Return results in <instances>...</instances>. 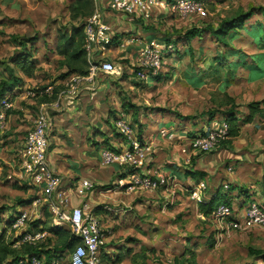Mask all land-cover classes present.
<instances>
[{
    "label": "rangeland",
    "instance_id": "374dc122",
    "mask_svg": "<svg viewBox=\"0 0 264 264\" xmlns=\"http://www.w3.org/2000/svg\"><path fill=\"white\" fill-rule=\"evenodd\" d=\"M170 1L173 0H168V2ZM202 1H204V10L201 14H193L181 18L167 7L158 5L152 9L151 16L144 19L145 22L140 21L141 18L138 17H122L111 12L109 8L104 9L102 7V11L98 8V12L104 13L103 20L101 14V23L105 22L115 35L124 32L129 33V37H133L135 35L131 33H134V31L140 29L143 31L142 33L140 32V39H135L137 42L134 45L128 47L120 46L118 49L113 48L110 51L111 53L107 52L106 54H109L108 59L113 62L116 69L120 65H124L123 62H126V72L135 69L146 71L149 69L146 65L152 57L150 59H141L140 52L137 53L138 50L136 48L139 41L143 40V37H146L148 33H153L157 39L162 38L166 34H169L172 38H177L176 32L182 35L191 28L204 29L207 25L216 28L224 22L241 17L242 14L249 12V10H254L253 12L255 13L244 22V25L249 27L254 22L264 25V11L261 14L259 13V8L264 9V0ZM97 7H99L98 0H0V59L7 62L10 67H13L11 61L20 54V51L23 52L25 48V51L33 58L35 64V70L30 78L15 71L16 76L22 79V83L7 96L10 98L11 107L6 111L3 128L0 130V234L4 231L6 239L14 236V232L8 222L12 214L22 208L26 209L29 207L32 198L37 196V191L32 186H28L22 176L18 151L21 149L26 134L32 127V121L35 118L38 107L42 103H50L56 100L57 94L64 89L65 82L68 80L65 78L66 76H63L67 71L64 64L70 59L66 58L64 61L55 51L51 52V49L55 48L56 43H58L59 47L63 46L69 37L73 36L74 29H78L79 31L81 30V34L76 37L74 35L75 50L80 48L85 50L84 26L88 19L95 14ZM132 18L137 20L134 21L135 23L129 22L131 23L129 25L126 21H131L133 20ZM14 37H16L18 44L23 45V47H17V43L13 41ZM27 38H38L37 43L32 45L31 49ZM119 40L113 39L112 45L118 43ZM189 45L194 52V62L192 63L188 56L177 59L176 54L172 53L168 57L167 53L163 51L164 48L157 49L158 53L156 54L158 57L162 53V59H159L158 72L162 75H167V78L162 83L154 85L155 87L153 88H150L145 82L140 89L135 91L134 96L130 95L131 98H129L128 102L141 110V120L144 121L146 133L148 130L153 132L151 123H168L170 121L181 124L185 128L184 131L190 133L193 129L192 121H187L189 118L197 122L196 130L198 131L200 127L205 125L210 113H213L212 118L216 120L213 122L215 124L222 122V114L231 105L236 107V112L240 115H245L247 114L246 106L249 103L264 100V80L251 82L247 71L243 68L238 69L236 80L228 88L223 87L221 82L217 81L212 74L209 79H205L204 85L198 88L186 84L183 79L186 72L192 70L198 73L208 70L207 65L210 63V58L216 52H221V49L217 48L214 38L208 35V32L204 33L202 41L193 39ZM178 46L181 53L187 49V45L184 42H179ZM231 46L235 50L240 51L241 55L247 56V61H249L251 56L264 54V51L253 45L251 39L242 30L231 41ZM95 48L97 51L104 49L103 53L105 52L103 45L100 49L96 46L93 47L94 53L96 52ZM126 48L127 51L128 49L130 50L125 55V60L122 58L124 53H120V50ZM134 51L136 53L132 54ZM106 56L100 55L99 57L105 59ZM83 58L85 59L86 57L83 55ZM82 60L81 63L80 61L77 64L73 62L69 65L72 67L77 65L80 69L87 70L88 61L85 59L86 63L84 64ZM230 60H234V58L230 57ZM8 75L9 73L5 68H0V81L3 78H7ZM101 76L108 78L107 80L116 81L115 78L108 77L105 74ZM47 87L52 88V95L50 96L42 94ZM118 90L123 91L124 95L130 92L128 85L123 83L118 85ZM30 92H37L38 94L36 97H30ZM59 113L60 111L52 114L53 120ZM253 123L264 124V118L257 116L255 122L241 126L238 139L226 147L218 145V147L208 153L195 151L197 154H208V157H202L199 160V167L208 176V179L205 180L206 183H204L205 187H213L209 191L212 192L219 183L223 190H226L225 185L235 181H238L237 184L241 186L249 184L247 181L241 180L240 177L238 178L233 168L235 160H238V158H241L239 159L240 162H250L252 154L256 152L261 155L264 154V130L256 129ZM54 134L55 131L50 136L48 150L52 146ZM88 135L91 137L92 132L88 131ZM179 142L162 140L158 143V148L163 151L166 146L175 147V145L180 144ZM101 149H105V147ZM93 151H95V155L100 157L99 146H96ZM215 151L220 152L214 153ZM167 155L168 157L161 154V151L158 153V156L166 161L171 158L169 153ZM211 156H215V158H210ZM99 162H101L100 159ZM168 162V164L170 162L175 163L176 160L172 157ZM65 163L68 164V162ZM261 164L264 166V160ZM229 168H231L230 171ZM120 169L123 168L120 167ZM255 188L259 190L261 186L257 185ZM223 190L221 189L220 194ZM248 192L249 194L252 193L250 190ZM233 196L236 200L233 205V211L235 212L233 217L239 218L243 210L241 204L245 202L246 206L253 199L251 198L252 196H248L244 201L243 199L237 200L239 199L237 192H234ZM205 197L207 198L208 194ZM254 201L259 204L262 203V199L256 198ZM239 202L242 203L239 204ZM186 205L187 207L182 211L186 212V222L181 219L182 216L178 218V221L169 219L166 222L168 224L162 225L165 233L160 239L145 240L146 245L144 248L147 251L152 249L151 254L149 256L146 255L147 257L145 255L143 257L140 255L136 256L134 260L132 259V264H186L184 260L190 258L188 250L194 252V264H264L261 260L250 257L247 251L248 248L264 251V228L255 227L228 231L222 235V242L214 247L216 236L221 235L223 231V222L212 216L206 219H199L194 203L190 205L187 202ZM29 212L30 222H37V226L46 233L42 244L50 252L54 253L55 258L61 259L60 264H68V253L59 256L58 251L66 249L64 245L68 240L69 233L53 226L52 217L46 208H40V205L31 206ZM176 214L173 213L171 216L175 218ZM167 216L162 217L161 221L165 222L167 218H171ZM157 224L155 223L153 226H157ZM200 239L202 241H199ZM210 240L214 242L213 245H210ZM71 248H68V250L70 251ZM107 263L109 262H105L101 258V264ZM125 264L130 263L126 262Z\"/></svg>",
    "mask_w": 264,
    "mask_h": 264
},
{
    "label": "crops",
    "instance_id": "0c3cea01",
    "mask_svg": "<svg viewBox=\"0 0 264 264\" xmlns=\"http://www.w3.org/2000/svg\"><path fill=\"white\" fill-rule=\"evenodd\" d=\"M98 1L99 7L96 8V11H98V8L102 11V7L105 9V4L102 3V0ZM101 14L103 20L104 13L100 12ZM132 19L126 22L137 20ZM140 21L145 22L144 18H141ZM103 23L101 24L105 26V33L108 38H111L112 41L113 39H122L115 45H112V41L110 43L97 44L96 47H99V49L103 45L105 52L103 53L104 49L101 52L95 48L96 52L90 54V57L113 63L108 59L109 54L106 53L112 51L113 48L118 49L120 46L128 47L134 45L137 42L135 39L139 38L140 32L142 33L143 31L142 29L134 31V33H131L135 35L133 37H129L130 34L124 32L115 35L111 28L105 22ZM146 33L148 32L146 31ZM178 43L176 44L177 48L179 47ZM138 45L136 49L138 50L137 53L140 52L139 55L150 46L166 47L161 42V38L157 39L153 33H148L146 37H143V40L139 41ZM168 46L173 48L171 44H168ZM129 50L127 51V48L120 50V53H124L123 56L121 55L123 59L126 58L125 55L129 53ZM54 51L55 48L51 49V52ZM83 52L85 59H88V52L84 49ZM135 53L136 51L132 54ZM100 55L107 56L105 59H101ZM123 63L124 65H120L113 74L107 75L115 78L116 81L107 80L108 78L101 76L103 74H96L89 81L87 80L88 72L85 76L71 74L65 77L68 80L65 82L64 89L68 88V85H74L77 88L73 95H67L64 98L62 109L59 110L61 114L59 113L54 118L55 134L53 135L52 146L48 152L50 168L65 179L68 192V208L80 206L84 212L94 215L102 223V227L105 230V238L101 246V256H103L105 262H109L107 264H125L126 262L132 264V259L134 260L138 255L141 257L144 255L145 257L149 256L152 249L147 251L144 248L146 245L145 240L160 239L165 233L162 225L168 224L166 222L169 219L178 221V218L182 216L181 219L186 222V212L182 211L187 207V202L190 205L194 203L199 219H206L199 211V206L207 203L218 189H223L220 183L212 192L209 191V189L213 188L211 186H207L205 189L200 188V184L206 183L205 180L208 179V176L199 167V160L202 157H208V154H197L192 150L189 144L190 140L187 137L189 133L184 131L185 128L181 124L174 121L151 123L153 132H149V130L147 133L145 132L144 121L141 120V110L128 101L131 96H134L135 91L140 89L142 84L144 85L147 79L140 80L136 76V69L126 72V62ZM248 77L251 82L264 80V77L258 78L255 75L252 77L248 75ZM205 79H209V76L203 78L198 85L192 86L198 88L204 85ZM73 80L76 81V84L71 83ZM120 83L127 84L131 93L128 92L124 95L123 91L118 90ZM154 85H158V83L148 86L153 88L155 87ZM234 110L236 112V107ZM120 115H123L131 128V139L139 141L146 148L141 160V173L152 178H156L159 175L173 177L175 182L173 188L149 190L138 187L133 184L132 173L127 169L119 170L118 167H108L99 162V155H95V151H93L96 146H99V154L103 150L101 149L102 147H109L119 152L126 151L131 147L132 140L122 137L114 126L115 119ZM238 116L244 118L246 114L240 115L238 113ZM257 116L264 118V110L254 117V122ZM187 121H192L191 125L196 123L195 127L192 125L193 131L190 133H193L199 130L204 132L209 130L216 120H207L205 125L200 127L198 131L196 130L197 122L191 118L187 119ZM246 124L249 123H240V126ZM253 125L256 129L264 130V124L253 123ZM140 126L141 129L139 130ZM88 131L92 132L91 137L88 135ZM161 131L164 132V136ZM166 136H170V139H167ZM238 137L233 139L231 144ZM162 140L167 142L180 141V144L175 145V147L166 146L162 151L158 148V143ZM159 151L166 157H168L167 153H169L170 159L173 157L176 162L168 164L170 159L168 161L163 160V158L158 156ZM216 152L220 151H215L214 153ZM263 155L258 152L252 154L250 162H240L239 159L241 158L235 160L233 169H235L236 176L240 177L241 180L247 181L250 185L241 186L237 184L238 181L225 185V189L227 186L233 187L232 189L235 188L233 192L226 189L225 193L231 201L232 209L234 201H236L233 198L234 192H237L239 198L237 200L243 199L244 201L246 197L252 196L253 200L256 198L262 199L260 205L264 206V166L261 164L264 160ZM210 158H215V156ZM65 162H68V164ZM83 182L89 183L91 185L90 188L86 189L83 186ZM257 185H260L261 189L256 190L255 187ZM249 190L252 193L249 194ZM206 194H208L207 198L205 197ZM241 203L239 202V204ZM173 213H177L175 218L171 216ZM166 215L171 218H167L165 222L161 221V218ZM155 223H158L157 226H153ZM62 229L66 231L65 227ZM199 241L202 240L200 239ZM220 242L222 240L215 244L211 241L210 245L214 244V247H216Z\"/></svg>",
    "mask_w": 264,
    "mask_h": 264
},
{
    "label": "built area",
    "instance_id": "2783aa9c",
    "mask_svg": "<svg viewBox=\"0 0 264 264\" xmlns=\"http://www.w3.org/2000/svg\"><path fill=\"white\" fill-rule=\"evenodd\" d=\"M105 8L111 12L119 14L122 17H138L147 19L151 16L152 9L155 6L167 7L181 18L193 14H201L204 10V1L202 0H102ZM100 11H96L92 18H89L84 26L85 50L88 52V77L92 80L96 74H113L116 67L113 63L106 60H96L90 57L93 47L100 43H110L105 31L106 28L100 23ZM159 49L157 46H150L141 53V59H150L146 67L148 70H140L137 77L140 80L146 79V74L150 71L153 75L159 71ZM72 84H76L73 80ZM76 86L68 85L67 89L57 94L56 100L50 103H42L36 112L32 121V127L26 134L21 149L18 151L20 170L28 186H32L37 191V196L31 201L26 209L22 208L13 213L11 229L14 232L13 248L16 250L24 246H36L43 243L45 232L42 228L31 225L29 220V209L31 206L46 208L52 217L53 226L58 229L66 228L70 237H73L74 246L69 251H59V256L68 253V264H101V246L105 238V230L101 222L91 214L84 212L80 206L68 208V192L65 185V179L55 173L49 166L48 148L50 145V136L54 131L53 113H58L62 109L64 98L73 95ZM37 92H30V97H36ZM42 94L52 95V88L47 87ZM11 107L9 97L0 101V130L3 128L6 111ZM118 133L132 140L130 149L123 152H113L103 149L100 152V160L103 165H113L125 168L132 173V182L134 185L155 190L158 188H173L175 185L173 177L159 175L152 178L141 173V160L146 150L145 146L137 140L131 139L132 131L123 117L120 115L114 122ZM228 125L222 121L215 123L207 130L206 135L197 136L189 141L190 147L194 151L209 152L220 140L226 138ZM164 136V132L161 131ZM170 139V136H166ZM231 168H229V171ZM86 189L90 184L83 182ZM201 189H205L204 183L200 184ZM23 207V206H21ZM235 212L227 206L221 204L212 213V217L223 222L224 228L221 235H217L215 243L222 240V235L228 231H237L241 229L264 228V206L255 201L246 205L239 218L233 217ZM53 257L49 264H60L61 259ZM15 264H46L44 255L32 254L17 258Z\"/></svg>",
    "mask_w": 264,
    "mask_h": 264
},
{
    "label": "trees",
    "instance_id": "16d2710c",
    "mask_svg": "<svg viewBox=\"0 0 264 264\" xmlns=\"http://www.w3.org/2000/svg\"><path fill=\"white\" fill-rule=\"evenodd\" d=\"M259 10H260L259 12L260 14L264 11V9L261 8H259ZM253 11L254 10H249V12L242 14L241 17H238L239 19L235 18L232 19L231 21L224 22L221 24V26L216 28H212L207 25L206 28L204 29L191 28L186 32H184L182 35L176 32L178 36L177 38H172L169 34H166L163 38H161V42L166 45L163 51L164 53H167L168 57L171 56L172 53L176 54L177 59H181L185 56H188L191 63L194 62V52L189 45L190 41L193 39H198V41H202L205 32H208V35L214 38V41L217 44V48L221 49V52H216V54H214V56L210 58V63L207 65L208 70L198 73L192 70L190 72H186L183 76V79L186 84L198 85L203 78L208 77L212 74L217 81L221 82V85L223 87L228 88L234 81L236 73L240 68L247 70L248 75H250L251 77L253 75H255L258 78L264 77V54H257L251 56L249 58V61H247L246 60L247 56H245L244 54L241 55L240 51L235 50L231 46V41H233L239 35V31L242 30L251 39V42L253 43L254 46L258 47L259 50L264 51V25L258 22H254L249 27L244 25V22L248 20L253 15V13H255ZM80 34H81V30L79 31L78 29L76 30L74 29V33L72 34L73 36H70L63 46L59 47L58 43H56L55 51L57 52V54L60 55L64 59V61L66 60V58L70 59V61L68 60V62L64 64L67 71L63 76L67 77L71 74L85 76L88 72V69L82 70L79 68V66L77 67V65L73 67L69 65L72 64L73 62L77 64L79 63V61L81 63L82 59H83L82 63L84 64L86 63L85 59L83 58L84 55L83 49L80 48L78 50H75L74 35L76 37L77 35ZM37 40L38 38H27V42H29L30 44L29 47L30 49L31 47H33L32 45H34ZM13 41L17 43V47H23V45L18 44L16 37L13 38ZM178 42H184L187 45V49H185L182 53L180 52V49L177 48L176 46ZM168 44L173 45V48H169ZM70 48H74V49H70ZM19 53L20 54L11 61L13 67H10L7 64V62L0 59V68H5L9 73L7 78H3L2 81H0V101L6 96L10 95L11 92L20 85L21 79L18 76H16L15 71L23 74L26 77H32L33 72L35 70V64L33 58L29 55L27 51H25V48L23 52L20 51ZM230 57H233L236 60L230 61ZM160 58L162 59V53L160 55ZM138 71L140 70L136 69L135 71L136 76ZM166 78L167 75H162L159 72L153 75L149 71L146 74V79H147L146 85H151L153 83H160L164 81ZM234 109L235 107L232 105L230 109L226 110L222 114L223 118L221 120L227 123L228 131L226 138L224 140H220L215 147H218V145L225 147L231 144L232 140L237 138L240 134V128H241L240 123L241 124L251 123L254 120V117L257 114H259V112L264 110V101L249 103L247 105L248 114H246L244 118H240V116H238V113L235 112ZM212 117H213V113H210L208 115V120H212L213 119ZM192 125L193 127H195L196 123H193ZM140 129L141 126L139 127V130ZM206 132L207 131L204 132L202 130H199L198 132L189 133L187 137L189 138V140H191L197 136L206 135ZM214 148L212 150H214ZM105 149L119 153V151H114V149L109 147L107 148L105 147ZM212 150H210L209 152H211ZM204 153H208V152H204ZM232 188L233 187L227 186L226 189L227 191H231ZM220 192L221 189H218L217 192H215L212 195L211 199L207 203L201 204V206H199V211L206 218H210L212 216V213L221 204L227 206L229 209L233 211L231 206V201L228 195L225 194L226 190H223L221 194ZM33 199L34 198H32V200ZM241 207L242 209H244L245 202L241 204ZM12 219H13V215L11 216V219L8 221L10 223V226L12 223ZM36 223L37 222L33 221L31 222V225L38 227ZM74 240L75 239L73 237H70V235H68V240L64 245V247L66 249L70 247L73 248ZM247 251L250 257H253L254 259H259L264 263L263 250H255L253 248H248ZM187 252H189L190 258L185 259L184 262H186V264H194L193 252L189 250ZM50 253L53 252H50L43 244H38L36 246H24L21 249L16 250L13 248V237L10 239H6L4 231H2V233L0 234V264H15L17 258H20L21 256H25V255L30 256L32 254L44 255L46 264H49L53 257V255L52 254L50 255ZM101 258H103V256H101Z\"/></svg>",
    "mask_w": 264,
    "mask_h": 264
}]
</instances>
